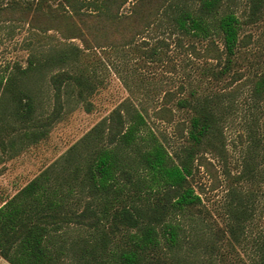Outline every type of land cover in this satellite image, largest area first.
Masks as SVG:
<instances>
[{
    "label": "rangeland",
    "instance_id": "rangeland-1",
    "mask_svg": "<svg viewBox=\"0 0 264 264\" xmlns=\"http://www.w3.org/2000/svg\"><path fill=\"white\" fill-rule=\"evenodd\" d=\"M19 1L21 6L27 8L37 4L35 0ZM135 1L127 0L118 9L117 14L122 17L118 25L109 22L113 21L110 13L106 22H96L101 15L82 16L88 26H82L80 20L73 17L74 25L80 26V32L83 31L84 37L91 40L87 43L79 37L69 38L62 34L71 35L64 29L69 25L63 27L61 24L62 20L68 19L65 15L71 13L66 0H40L37 4L43 11L49 10V7L56 8L57 12L53 15L60 16V23L50 18L49 14L21 13L23 7L13 11L0 10V74H18V67L26 68L30 59L38 64L50 55L78 46L81 50L65 68L87 78L95 88L93 94L84 92V97L80 98L74 82L67 86L60 119L47 127L45 135L35 143L27 142L24 147L18 138L25 128L20 121L8 119V131L11 132L4 138L7 142L5 150L0 148V205L44 168L51 166L59 169L66 164L64 156L69 148L121 103L129 101L142 110L149 128L173 154L192 143L186 136L194 111L189 106L178 107L177 100L191 99L190 94L194 93L192 102L195 97L201 99L204 96L218 101L214 94L221 93L226 95L220 101L225 114V119L220 122L219 135L223 145L212 151L203 140L201 145L194 147L196 159L189 180L200 195L201 203L175 214L167 213L166 220L172 217L182 226L180 248L171 250L167 246L158 225L162 244L146 250V260L143 261L145 264H256L258 246L264 244V99L257 101L251 96L254 76L250 63H254L258 56L264 58V16L255 22L242 24L239 37L244 41L236 50L229 72L223 75L219 71L225 62L224 56L221 60L206 57L207 40L188 38L166 16L153 20L130 44H119L122 41L118 38L119 32L128 25L126 17L131 13ZM187 1L193 7L198 4L197 1ZM7 2L2 1L4 4ZM80 2L86 4L82 6L83 12L94 13L96 9L91 7V2L101 4L102 0H78L75 3ZM248 8V0H224L220 10L232 9L242 20H246ZM110 11L115 10L110 8ZM56 23L63 30L52 26ZM91 33L100 43L106 40L115 44L96 46ZM211 40L223 48L221 36H214ZM190 42L194 44V49L190 48L191 45L187 48ZM153 50L156 53L150 55ZM60 68L45 65L42 73L37 68L29 77L20 76L17 79L21 88L33 93L36 114L47 115L52 110L53 89L49 76ZM236 73L242 74L238 80L233 77ZM168 91L173 92L174 96L170 103L164 105L163 97ZM86 102L90 103L89 111L86 110ZM162 106L172 111L168 121L156 114V110ZM13 136H17L15 146L10 149L8 140ZM90 146L92 149L93 144ZM80 150L87 152L84 146ZM12 153L17 155L12 156ZM250 161L254 162L255 167L249 174L245 164ZM242 173L247 178H240ZM130 178L134 182L136 174ZM120 180L132 187V183L123 176ZM235 189L247 202L250 214L237 241L229 231V204L235 201L230 190ZM158 196L143 193L131 197L125 194L122 198L144 205L155 204ZM134 232L135 229L121 228L112 236L109 247H129V236ZM221 232H224L223 237H220ZM87 236L89 239L87 228L65 225L62 238L56 239L59 241L57 246L62 243L65 248L74 239L81 240ZM72 258L71 255H64L60 264H66ZM0 264L8 262L0 256Z\"/></svg>",
    "mask_w": 264,
    "mask_h": 264
},
{
    "label": "trees",
    "instance_id": "trees-1",
    "mask_svg": "<svg viewBox=\"0 0 264 264\" xmlns=\"http://www.w3.org/2000/svg\"><path fill=\"white\" fill-rule=\"evenodd\" d=\"M2 1L0 0L2 11L23 7L21 13L31 11L34 14H49L50 18L60 23V16L53 15L57 12L56 8L49 7V10L43 11V8L37 5L40 0H35L37 4L33 8L21 6L19 0H8L9 3L5 4ZM77 1L66 0L71 13L65 15L68 19L62 20L61 24L63 27L69 25L64 29L71 32V35L66 36L65 32L62 34L69 38L79 37L82 42L87 43L91 40L84 37L82 30L80 32V26L74 25L76 22L73 17L80 20L82 26H88L82 16L101 15L100 20L95 21L106 22L109 19L107 14L110 13L113 21L109 22L118 25L122 22V17L117 14L118 9L127 0H102L101 4L91 2V7L96 9L94 13L83 12L81 9L86 5L85 2L75 3ZM193 1L198 2L195 7L188 4L187 0H136L131 7V13L126 17L128 25L118 31V38L122 40L119 44H130L135 36L143 33L153 23V20L166 16L168 21L188 38L207 40L206 57L221 60L224 56L225 62L219 72L227 74L238 46L244 41L239 37L241 26L264 16V0H248L246 20H242L232 9L221 12L224 0ZM110 8L115 11H110ZM32 17L31 15V19ZM57 24L52 26L63 30ZM90 35L96 46L115 44L106 40L100 43L92 33ZM214 36L222 37V49L211 40ZM190 45V48L194 49L191 42L187 48ZM80 50L78 46L64 49L38 64L30 59L26 68L18 67V74H0L1 149L5 150L7 142L4 138L11 132L8 131V119L20 121L25 128L18 138L22 146L27 142L35 143L45 135L47 127L60 119L67 86L74 82L78 86L80 98L84 97V92L93 94L95 88L87 78L75 75L69 68H65ZM154 53L155 50L150 52V55ZM263 64L262 56L250 63L254 76L250 91L252 98L257 101L264 99ZM45 65L61 68L49 76L53 89L52 110L47 115H39L36 114L33 93L21 88L17 79L20 76L29 77L37 68L38 72L42 73ZM241 75L236 73L233 77L238 80ZM193 95L195 94H190L191 99L180 98L176 102L178 107L189 106L194 111L186 136L192 143L174 151L173 154L168 151L164 141L149 128L142 110L129 101L115 107L78 143L69 148L64 156L66 164L59 169L50 168L51 166L44 168L3 201L0 205V256L8 264H60L64 255L73 256L66 264H145V251L162 244L158 225L161 226V234L167 246L171 250L180 248L183 239L182 226L171 219L172 217L166 220V216L201 203L200 195L189 180L196 159L194 147L201 145L203 140L212 151L223 145V139H219V135L220 122L225 119V114L220 101L226 95L214 94L218 101L211 96L201 99L195 97L192 102ZM173 96L174 93L168 91L163 97L164 105L170 103ZM86 103V110L89 111L90 103ZM156 114L166 121L172 117V111L167 106L157 109ZM15 137L17 136L8 140L10 149L15 146ZM81 146L86 148V153L80 150ZM245 166L246 172L250 174L255 164L250 161ZM135 174L136 180L132 182L130 177ZM121 176L132 183V187L127 186V182H122ZM239 177L247 178L243 173ZM143 193L159 195L158 202L141 205L122 198L125 194L131 197L134 194L141 196ZM230 193L234 195L235 201L229 204V231L237 241L250 215L249 207L236 189L230 190ZM106 224L107 228L104 227ZM65 225L87 228L89 239L88 236L81 240L76 238L65 248L62 243L57 246L59 241L56 239L62 238ZM121 228L135 229L129 236L131 245L127 248H110L112 236ZM223 235L224 232H221L220 237ZM258 252L256 264H264V244H259ZM175 261L177 263L178 259Z\"/></svg>",
    "mask_w": 264,
    "mask_h": 264
},
{
    "label": "crops",
    "instance_id": "crops-1",
    "mask_svg": "<svg viewBox=\"0 0 264 264\" xmlns=\"http://www.w3.org/2000/svg\"><path fill=\"white\" fill-rule=\"evenodd\" d=\"M13 155L12 156H15V155H17L16 153H12Z\"/></svg>",
    "mask_w": 264,
    "mask_h": 264
}]
</instances>
